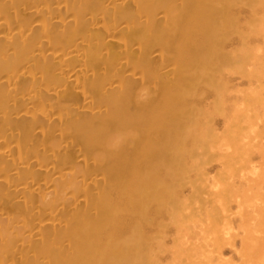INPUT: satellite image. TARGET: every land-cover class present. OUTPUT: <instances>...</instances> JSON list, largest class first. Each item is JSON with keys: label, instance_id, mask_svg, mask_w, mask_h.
I'll use <instances>...</instances> for the list:
<instances>
[{"label": "bare ground", "instance_id": "obj_1", "mask_svg": "<svg viewBox=\"0 0 264 264\" xmlns=\"http://www.w3.org/2000/svg\"><path fill=\"white\" fill-rule=\"evenodd\" d=\"M263 134L264 0H0V264H264Z\"/></svg>", "mask_w": 264, "mask_h": 264}, {"label": "rangeland", "instance_id": "obj_2", "mask_svg": "<svg viewBox=\"0 0 264 264\" xmlns=\"http://www.w3.org/2000/svg\"><path fill=\"white\" fill-rule=\"evenodd\" d=\"M243 89H245V87L243 86L242 87ZM264 135V134H263ZM258 162H261L260 160H257ZM175 226V225H174ZM174 226H172V228L174 229ZM176 227V226H175ZM248 229V228H247ZM173 235H175V234H173ZM226 256H227V258L228 259H230V263H232V264H238L239 263V259H238V256L237 255H233V254H231V253H227L226 252ZM170 259L168 258L166 261H164V263H166V262H168Z\"/></svg>", "mask_w": 264, "mask_h": 264}]
</instances>
